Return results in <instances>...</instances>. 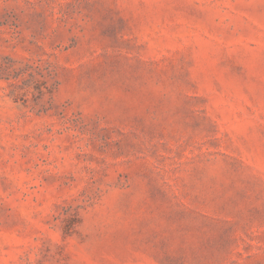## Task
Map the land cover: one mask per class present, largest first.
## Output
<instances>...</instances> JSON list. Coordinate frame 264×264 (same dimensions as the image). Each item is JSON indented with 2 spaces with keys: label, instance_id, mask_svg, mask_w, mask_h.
<instances>
[{
  "label": "rangeland",
  "instance_id": "rangeland-1",
  "mask_svg": "<svg viewBox=\"0 0 264 264\" xmlns=\"http://www.w3.org/2000/svg\"><path fill=\"white\" fill-rule=\"evenodd\" d=\"M0 264H264V0H0Z\"/></svg>",
  "mask_w": 264,
  "mask_h": 264
}]
</instances>
